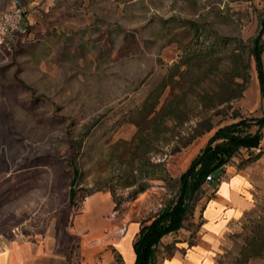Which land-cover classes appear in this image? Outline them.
Listing matches in <instances>:
<instances>
[{
	"label": "rangeland",
	"instance_id": "rangeland-1",
	"mask_svg": "<svg viewBox=\"0 0 264 264\" xmlns=\"http://www.w3.org/2000/svg\"><path fill=\"white\" fill-rule=\"evenodd\" d=\"M14 5L25 31L0 44V251L44 238L64 264H129L128 226L175 201L217 128L262 116L251 51L264 0H0V16ZM261 133L225 166L259 157ZM258 181L254 212L217 264H264V249L250 247L264 223ZM207 190L161 240L158 264L174 242L197 238ZM94 194L95 214L85 203Z\"/></svg>",
	"mask_w": 264,
	"mask_h": 264
},
{
	"label": "crops",
	"instance_id": "crops-1",
	"mask_svg": "<svg viewBox=\"0 0 264 264\" xmlns=\"http://www.w3.org/2000/svg\"><path fill=\"white\" fill-rule=\"evenodd\" d=\"M260 177L264 179V151L251 162L242 165L236 162L235 165L225 166L214 173V179L207 183L204 201L195 210V221L199 222L197 238L193 242L183 238L174 242L173 255L161 264H217L228 237L242 231L243 219L254 212V198L260 185ZM103 195L104 199L110 201L109 194L102 193L101 197ZM94 196L99 195L90 196L85 203L95 214L97 209H92L95 206ZM130 226L137 232L136 224L131 223L128 228ZM134 234L129 238L132 254ZM124 262L127 264L125 257ZM132 263L133 260L129 264ZM0 264H64V257L58 250H53L50 241L36 238L11 242L0 251Z\"/></svg>",
	"mask_w": 264,
	"mask_h": 264
},
{
	"label": "trees",
	"instance_id": "trees-1",
	"mask_svg": "<svg viewBox=\"0 0 264 264\" xmlns=\"http://www.w3.org/2000/svg\"><path fill=\"white\" fill-rule=\"evenodd\" d=\"M263 34L264 19H262L259 31L253 40L251 51L255 62L260 95L264 100ZM252 125L256 126L257 129L250 133L248 130ZM263 127L264 112L259 118L242 119L216 129L202 150L180 174L175 201L159 211L149 223L139 226L132 241L134 254L132 264H158L157 248L161 244L162 238L183 228L188 214L195 206L198 193L203 185L208 183L206 177L211 176L213 180L214 173L223 168L240 149L257 148L262 139L261 129ZM70 195V205L73 206V192ZM250 247L254 249V256H258L260 251L264 249V223L260 224L258 230L255 231L250 240ZM167 248L171 250V247ZM173 249H175V245ZM172 255L173 252L170 251L168 257H163L159 264Z\"/></svg>",
	"mask_w": 264,
	"mask_h": 264
},
{
	"label": "built area",
	"instance_id": "built-area-1",
	"mask_svg": "<svg viewBox=\"0 0 264 264\" xmlns=\"http://www.w3.org/2000/svg\"><path fill=\"white\" fill-rule=\"evenodd\" d=\"M25 9L14 5L10 10L3 12L0 16V44H6L16 39L24 33ZM211 176L206 177V181H211Z\"/></svg>",
	"mask_w": 264,
	"mask_h": 264
}]
</instances>
